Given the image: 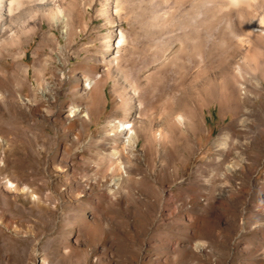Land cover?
Listing matches in <instances>:
<instances>
[{
  "label": "rangeland",
  "instance_id": "rangeland-1",
  "mask_svg": "<svg viewBox=\"0 0 264 264\" xmlns=\"http://www.w3.org/2000/svg\"><path fill=\"white\" fill-rule=\"evenodd\" d=\"M9 1L0 0V264H264V76H236L250 90H238L239 111L209 100L233 70L206 54L223 19L204 18V4L189 11L191 0H22L14 16ZM56 4L57 19L46 14ZM14 19L19 44L7 32ZM171 99L186 117L179 137L159 113ZM120 119L143 130L132 157L111 156Z\"/></svg>",
  "mask_w": 264,
  "mask_h": 264
},
{
  "label": "bare ground",
  "instance_id": "bare-ground-1",
  "mask_svg": "<svg viewBox=\"0 0 264 264\" xmlns=\"http://www.w3.org/2000/svg\"><path fill=\"white\" fill-rule=\"evenodd\" d=\"M54 1H58V0H30L31 3H29V4H34V5H40L41 4L42 6H46L48 4L53 3ZM186 1L188 2L189 0H177V2H179L180 4L185 3ZM191 1H192V3H190L191 4L190 8H188L186 6L188 9H190L189 11H191V9H195L196 7L204 4V6H206V7L203 6L205 9L204 10L199 9V10H202L204 12V14H203L204 18L207 17V19H210V20L213 18L223 19L222 21L224 22V26L222 28H220V32H219L218 36H216V38L212 42L213 45L211 46V48H207L208 50L209 49L210 50L209 51L206 50V51H208L206 53L207 57L211 59L214 56L220 55L219 57L221 58V60L223 62L233 63V64H231L233 66L232 72L228 71V74H226L224 77V79H225L224 85L222 84L221 85L222 87H220V88H224L225 90L223 89V90L219 91L217 86L212 85V87L210 88L211 90L210 91L207 90L206 94L209 96L210 101L218 102L222 109L227 108V109H230V110L235 111V112L239 111L242 107V98L238 95V93H239L238 90L241 91L242 97H246L245 96L246 94H250V90L248 89V82L245 79L242 82L241 81L238 82L236 80V76L245 77V78L247 77L248 79L253 78V77H255V75H253V74H256V71L258 69L260 71L262 70L261 74L264 76V52L260 53V54L254 53V55H252L250 53L251 50H254L258 45L259 46L261 45L264 47V0H191ZM175 2H176V0H175ZM22 3H23L22 0H11V1L7 2V4L6 3L3 4L2 8H3V10H5V12L8 15L14 16L15 13L20 12L19 8L22 5ZM56 5H57V11L56 12H53V13L51 12L52 14L50 13V11L46 12L47 15H49L51 18L54 17L55 19H57L58 15H61V12L63 11V9L60 7V5H58V4H56ZM51 7H48V8L46 7V9L51 10L52 9ZM182 11H185V10H182ZM194 12H192V13H194ZM190 14H191V12L189 13V16H190ZM40 15H41V13L39 11H37V10L34 11L31 15H29L27 17V19L25 20V24L28 25L29 24L28 21L34 20L37 17H39ZM198 16H200V15H198ZM21 22H22V20H21ZM21 22H20V24H21ZM221 24H223V23H221ZM14 27H19V21L16 19L11 20V25L9 26L10 29L8 30V28H7V32L8 31L10 32L9 33V36H10L9 41H12L13 43L16 42L17 44H19L20 43L19 38L21 35H20L19 30H17ZM218 29H219V26H218ZM258 37L260 38L259 42H258V40H259ZM211 39H212V37H211ZM123 40L124 39L122 38L121 41H123ZM207 43H208V41H207ZM247 43L250 45L249 49L246 48ZM2 46H5L4 40H0V47H2ZM241 52H243V54H240ZM237 55H239V56H237ZM204 65H206V64H204ZM207 66H209V65H207ZM249 67H253V70H254L253 74L250 73ZM198 69H201V68H198ZM199 74H201V73H198L197 75H199ZM233 81H234V85L232 86ZM94 83L95 82H93V80H90L89 86L92 88L94 86ZM230 88H232V89H230ZM238 88H240V89H238ZM135 93H137V90H135ZM178 101L180 103L185 102V100L182 98H180ZM171 103H172L171 106L170 105L169 106H167V105L162 106L163 109L159 113L165 114V120H166L165 123L167 124L168 128L171 129V131L174 133L177 132L178 137H179L182 134L180 131L178 132L179 126L183 125L185 123L186 117H185L183 112L173 110V103H174L173 99H171ZM159 104L160 103H158L157 105H154L153 109H155L156 107H159ZM203 105H204V103H201V104H199V107L200 106L203 107ZM140 107H141V113L143 115L148 114V109L146 107L144 100H141ZM132 108H133V106L130 107V109H132ZM194 114H195V109L189 110L188 115L192 116ZM140 117H142V116H140ZM136 125L137 124L133 123L132 120H130V119L129 120L120 119L118 122L112 123L114 133L115 132L118 133V135L123 139L122 148L113 147V149L111 150V156L113 158H116V156L121 157L122 155L126 156V154H125L126 149L130 150V152H128L129 155L127 154V156H129V157L133 156V153H131V152H134L138 148V143L141 139V133L140 132H143V130L140 129ZM158 131L159 132L157 133V135L160 138L162 137V135H164V136L166 135V134H164L165 133L164 130L158 129ZM166 137H167V135H166ZM225 143H226V141H225ZM226 148H224V149H226ZM235 153L236 152H234V154ZM237 155H239V154H237ZM237 155H236V157H237ZM241 165L238 162V160L237 161L233 160L232 162H229L227 164V169L229 172H236L241 167ZM119 166L122 169V167H123L122 163ZM117 167H116V169H117ZM130 170L131 169H129V171ZM131 172H132V170H131ZM232 174H234V173H232ZM121 176L122 175H120L119 177H116L114 179V181H119L121 179Z\"/></svg>",
  "mask_w": 264,
  "mask_h": 264
}]
</instances>
